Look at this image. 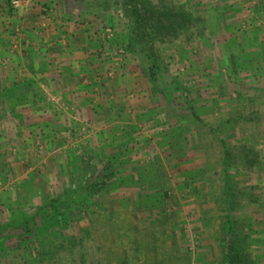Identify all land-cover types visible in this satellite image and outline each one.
I'll return each instance as SVG.
<instances>
[{
  "label": "rangeland",
  "instance_id": "rangeland-1",
  "mask_svg": "<svg viewBox=\"0 0 264 264\" xmlns=\"http://www.w3.org/2000/svg\"><path fill=\"white\" fill-rule=\"evenodd\" d=\"M122 3L0 0V264L67 197L87 215L39 235L52 264H226L232 240L264 264V0H145L193 18L156 85Z\"/></svg>",
  "mask_w": 264,
  "mask_h": 264
},
{
  "label": "trees",
  "instance_id": "trees-1",
  "mask_svg": "<svg viewBox=\"0 0 264 264\" xmlns=\"http://www.w3.org/2000/svg\"><path fill=\"white\" fill-rule=\"evenodd\" d=\"M122 2L123 12L132 22L130 34L127 35L126 45L123 48L129 54H137L140 57L142 72L156 85L164 77L163 70L166 67L155 47L156 42L172 48L173 40H179L184 33L189 31L193 18L183 9L158 11L156 6L145 3V0H122ZM88 190L93 192L90 197L96 201L100 198L98 193L103 191V187L95 185ZM172 196H168V192H165V204L156 211L158 214L165 215L172 206L176 205L177 199L174 195ZM55 204L56 201H52L51 206L41 208L36 214L34 213L33 217L26 218L21 226L8 229L9 240L12 239L14 242L15 239L16 247L24 251L25 264L56 263V254L40 246L37 238L43 231L53 234L56 232L52 231L54 228L67 227L65 220L67 215L73 221H83V215H87L86 207H88L89 200L87 198L76 200L74 197L68 199L67 197L59 205ZM226 257V264H245L246 259L234 240L226 245ZM85 258L86 255H83L81 264H85Z\"/></svg>",
  "mask_w": 264,
  "mask_h": 264
}]
</instances>
